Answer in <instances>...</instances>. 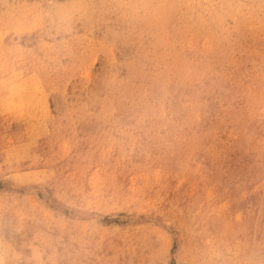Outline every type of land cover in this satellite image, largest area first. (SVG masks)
<instances>
[{"label":"rangeland","instance_id":"374dc122","mask_svg":"<svg viewBox=\"0 0 264 264\" xmlns=\"http://www.w3.org/2000/svg\"><path fill=\"white\" fill-rule=\"evenodd\" d=\"M181 60L264 90V0H0V264H264L262 193L225 183L239 140L178 147L232 102L153 96ZM139 69L159 117L118 110Z\"/></svg>","mask_w":264,"mask_h":264},{"label":"bare ground","instance_id":"6f19581e","mask_svg":"<svg viewBox=\"0 0 264 264\" xmlns=\"http://www.w3.org/2000/svg\"><path fill=\"white\" fill-rule=\"evenodd\" d=\"M177 65L169 67L172 73H166L169 68L160 70L164 78L154 82L153 96L160 92L163 95L168 94L171 98L178 97L179 100L189 98L195 102L194 107L200 104L199 102L213 106L224 96L232 102L231 106L220 109L214 118L206 122L207 127L202 131L195 128L202 124L194 109L191 114L183 117L185 123L182 128L191 135V140L178 144L179 149L183 151L187 145L193 147L201 141H212L219 137L218 132L222 126H228L222 130L221 135L226 138H237L239 144L230 141L235 156L224 173L227 177L225 183L231 187L233 191L231 194H240L242 189L250 192L257 188L262 193L260 199L263 202H254L258 207L255 208V212L264 220V90L258 84L249 94L246 93L247 87L252 85L249 80L254 79L258 82L259 78L250 74L243 76L240 74L241 71L211 72L208 71L209 64L205 62L196 64L195 67L198 69L196 71L185 70L187 65L183 60ZM23 78L27 83V89H24L26 94L38 86L46 85L49 81L47 75L41 74H27ZM148 83H153L151 76L141 69L135 74H130L127 80L119 82V85L124 87L123 97L129 103V107L120 105L121 109H118L123 118L136 112L143 118L159 117L150 110V99L144 92V87ZM119 99L121 100V97ZM224 164L225 159L219 160V167H223ZM235 181L237 183H234ZM142 184L138 183V188ZM129 185V183L125 185L123 180H118L108 186V191L120 194L129 189ZM73 191L83 193L85 189L76 185Z\"/></svg>","mask_w":264,"mask_h":264}]
</instances>
